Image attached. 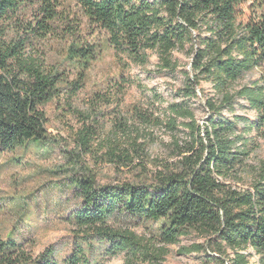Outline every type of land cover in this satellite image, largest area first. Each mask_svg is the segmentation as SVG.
I'll use <instances>...</instances> for the list:
<instances>
[{"label": "trees", "instance_id": "obj_1", "mask_svg": "<svg viewBox=\"0 0 264 264\" xmlns=\"http://www.w3.org/2000/svg\"><path fill=\"white\" fill-rule=\"evenodd\" d=\"M62 1L41 0L39 16L24 23L19 14L28 0H0V157L48 138L43 107L60 96L66 79L32 55L28 42L53 32V23L62 20ZM74 1L106 33L118 59L145 65L155 53L158 70L173 72L179 66L173 52L188 56L183 85L175 90L179 101L166 106L167 126L185 135L182 142L174 141V165L163 166L149 182L74 180L79 202L69 219L77 232L62 259L51 246L30 255L17 240L0 236V264H99L120 253L127 262L146 255L134 233L109 224L119 217L159 222L162 239L169 243L195 232L215 255L204 243L183 250L201 254L202 264H255L249 260L252 252L264 264V166L247 182L241 176L264 139V78L243 81L264 65V0ZM68 33L75 38L73 30ZM68 48V57L84 64L96 55L77 39ZM203 81L212 94L204 95ZM134 82L122 75L115 87ZM81 87L74 81L71 89ZM199 92L207 112L203 124L188 104L200 100ZM237 107L254 116L237 114ZM90 138L95 133L87 125L79 133L80 144L87 146Z\"/></svg>", "mask_w": 264, "mask_h": 264}, {"label": "rangeland", "instance_id": "obj_2", "mask_svg": "<svg viewBox=\"0 0 264 264\" xmlns=\"http://www.w3.org/2000/svg\"><path fill=\"white\" fill-rule=\"evenodd\" d=\"M41 0H28L19 18L34 21L41 12ZM248 2L242 5L247 13ZM62 20L53 23V32L28 42V51L41 59L52 71L66 79L62 93L43 107L48 138L44 143H30L0 157V236L20 242L30 255L53 247L62 259L74 241L77 229L69 219L77 209L79 198L73 185L77 177H90L99 185L149 182L163 166H173L174 141H183L185 132L167 126V103L179 101L176 89L182 87L181 71L189 69L184 52H173L176 71H160L155 53L145 65L118 59L108 45L107 35L89 22L74 0H63L58 7ZM67 24V25H66ZM67 28V29H65ZM75 32L73 36L68 31ZM10 34H12L10 32ZM79 40L96 50L88 64L68 57L69 45ZM135 82L116 88L120 76ZM264 78V65L249 72L243 81ZM74 81L82 87L73 92ZM138 83V84H137ZM204 95L212 94L208 82H201ZM161 97L156 98V94ZM200 100H189L196 122L203 124L207 115ZM236 113L252 118L254 112L237 107ZM91 127L95 138L83 146L79 133ZM179 125V124H178ZM122 155L126 158L118 159ZM126 162V164H124ZM264 166V139L248 158L242 171L247 182ZM238 187H244L242 183ZM109 224L119 232L134 233L146 255L127 262L124 253L99 259V264H202L201 254L185 251L192 244L209 246L195 232L180 236L174 242L162 239L157 221H133L112 218ZM252 252L249 260L260 264Z\"/></svg>", "mask_w": 264, "mask_h": 264}]
</instances>
